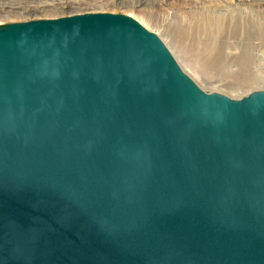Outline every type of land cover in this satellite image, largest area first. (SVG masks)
<instances>
[{"label":"water","instance_id":"water-1","mask_svg":"<svg viewBox=\"0 0 264 264\" xmlns=\"http://www.w3.org/2000/svg\"><path fill=\"white\" fill-rule=\"evenodd\" d=\"M0 264H264V90L123 13L0 25Z\"/></svg>","mask_w":264,"mask_h":264},{"label":"rangeland","instance_id":"rangeland-1","mask_svg":"<svg viewBox=\"0 0 264 264\" xmlns=\"http://www.w3.org/2000/svg\"><path fill=\"white\" fill-rule=\"evenodd\" d=\"M59 1H0V25L28 20L31 15V18L34 16L52 18L95 11L123 13L132 16L149 31L156 33L184 72L206 92H218L233 99H240L253 91L264 90V35L260 31V25L264 27V0H168L163 3L150 2L148 4L143 1L139 2V0H134L132 3L131 0L132 4L127 5L118 4L114 0ZM8 10L11 12L9 13ZM206 15L222 17L224 20L223 54L230 63V67L222 72L213 65L204 61L200 62L194 56L183 53L175 45L171 34L170 27L180 24L188 28L189 35H191V27L202 19L204 23ZM198 37L203 39L206 33L202 32ZM191 42V38L185 40L187 44ZM248 44L252 47L250 56L253 73L257 77L260 76V79L257 78L250 84L239 85V87L230 86L228 83L237 82L235 79L240 72L237 57L244 52Z\"/></svg>","mask_w":264,"mask_h":264},{"label":"bare ground","instance_id":"bare-ground-1","mask_svg":"<svg viewBox=\"0 0 264 264\" xmlns=\"http://www.w3.org/2000/svg\"><path fill=\"white\" fill-rule=\"evenodd\" d=\"M132 1L114 0V2H117L118 4H122V5H127L128 3L130 4L131 2L134 3V0ZM141 1L148 4L150 2L163 3L168 0H139V2ZM40 8L44 9L42 7ZM8 12L10 13L11 10H8ZM31 16L28 17V20L43 18V17H35V16L34 18H31ZM223 21L224 20L222 17L217 18L206 15L204 23L202 19L199 23L197 22L191 27V31H192L191 35H189L188 28H185L180 24L170 27V30L175 45H177L183 53H185L186 55L194 56L196 60H199L200 62L204 61L207 64L213 65L218 71L222 72L230 67V63L225 59V55L223 54L222 34L224 32V27H225ZM260 31L264 35V27L261 25H260ZM202 32L206 33V37H204L203 39L198 37V35ZM187 38L192 39L191 44L185 43V40ZM251 49H252L251 45L248 44L245 47L244 52L237 57V65L240 67V72L237 75L238 77L237 79H235V81L237 82H234L233 84L228 83V85L239 87V85L250 84L252 81H255L257 78L260 79L259 78L260 76L257 77L254 75L251 67L252 66V58L250 56Z\"/></svg>","mask_w":264,"mask_h":264},{"label":"built area","instance_id":"built-area-1","mask_svg":"<svg viewBox=\"0 0 264 264\" xmlns=\"http://www.w3.org/2000/svg\"><path fill=\"white\" fill-rule=\"evenodd\" d=\"M0 1H10V0H0Z\"/></svg>","mask_w":264,"mask_h":264}]
</instances>
